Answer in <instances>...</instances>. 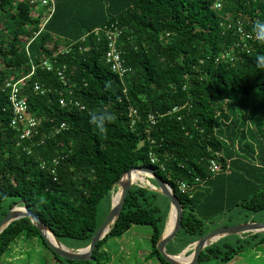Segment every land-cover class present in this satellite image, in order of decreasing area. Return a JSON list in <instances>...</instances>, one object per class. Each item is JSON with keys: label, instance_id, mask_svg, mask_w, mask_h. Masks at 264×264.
Segmentation results:
<instances>
[{"label": "trees", "instance_id": "trees-1", "mask_svg": "<svg viewBox=\"0 0 264 264\" xmlns=\"http://www.w3.org/2000/svg\"><path fill=\"white\" fill-rule=\"evenodd\" d=\"M53 1L41 26L44 11L35 12L29 0H0V220L23 201L64 247L84 248L102 222L100 208L104 217L109 212L115 182L134 167L153 169L181 205L180 229L165 246L169 255L190 256L211 230L231 226L242 213L264 212V67L257 63L264 41H248L242 49L235 30L241 22L254 32V23L264 21V0H227L218 10L215 0ZM103 26L122 30L118 45L131 69L123 81L105 63L104 37L91 35ZM43 61L51 71L40 66ZM57 68H64L66 85ZM9 80H22L21 95L39 120L24 151L8 126L1 89ZM35 82L43 95L33 92ZM60 97L84 109L61 108ZM129 107L139 115L133 127ZM149 115L156 116L154 124ZM61 123L68 129L50 136ZM57 157L54 182L40 163L50 167ZM210 160L221 166L219 173H209ZM180 182L193 189L182 193ZM168 212L159 192L132 185L90 261L57 256L22 218L0 233V262L17 240L37 239L55 264H111L105 243L132 226H148L146 259L168 264L156 250ZM221 219L228 222L215 226ZM248 221L245 216L239 223ZM262 244L264 233L226 236L206 246L196 264H226Z\"/></svg>", "mask_w": 264, "mask_h": 264}, {"label": "water", "instance_id": "water-1", "mask_svg": "<svg viewBox=\"0 0 264 264\" xmlns=\"http://www.w3.org/2000/svg\"><path fill=\"white\" fill-rule=\"evenodd\" d=\"M140 174L147 180V187L150 190L159 192L169 203V212L166 223V228L163 236L156 244V250L160 254L161 258L168 264H196L201 251L213 242H216L220 238L232 235L241 234H257L264 233V222H246L241 224H236L223 228H216L211 230L202 236L193 246L192 254L185 258L184 256H172L166 253L165 246L170 242L178 233L181 224L182 208L177 200L173 190L156 174L155 171L148 167H134L124 172L119 179L115 182L117 191H119L118 198L116 202L111 200V205L109 212L104 218L103 222L97 228L93 234L89 244L81 249L75 251L67 250L52 232L47 228V226L37 217L32 215L27 207L24 205L23 201L17 202L7 214L0 220V233L13 221L27 218L30 220L31 224L38 230L40 236L44 240L45 245L57 256L71 261H90L91 255L96 248L97 243L104 238L108 233L110 227L119 216L127 193L132 185H136V181H132V174ZM149 180L154 182V185L150 183ZM139 182H142L139 180ZM45 232L51 234L58 245L50 243L45 237ZM183 260V261H181Z\"/></svg>", "mask_w": 264, "mask_h": 264}, {"label": "built area", "instance_id": "built-area-1", "mask_svg": "<svg viewBox=\"0 0 264 264\" xmlns=\"http://www.w3.org/2000/svg\"><path fill=\"white\" fill-rule=\"evenodd\" d=\"M227 0H215L213 3V8L215 10H218L222 6V2ZM30 4L35 5V12H38L40 9L44 11L43 20L41 23V26H43L51 17L53 11H54V1L53 0H29ZM230 26V25H229ZM233 28V26L231 25ZM236 33L239 36V40L241 43V48L246 49V42L248 41H257L258 38L255 35V32H247L241 22H238L235 26ZM122 30L103 26L101 28L94 29L91 32V35L95 38H100L102 35L104 37V40L107 44V48L104 53V60L105 63L109 66L112 73L117 75L119 80L123 81V79L128 76L131 73L130 67L126 66L124 63V60L122 58V51L118 45L119 37L121 36ZM83 40V39H82ZM239 45V44H238ZM226 58L230 57V53H226L224 55ZM230 60H232V57H230ZM42 68H45L46 71H51L52 67L48 61H43L40 65ZM34 67L31 68V73L28 76H31L33 74ZM56 74L60 81L66 85V78L64 74V68H57ZM23 80V79H22ZM22 80L13 82V81H6L3 85V88L1 89L2 92L6 94L7 101L9 103V111H10V119L8 122L9 128L14 130L16 133H18V141H17V147H22L23 151L28 150V147H23V142H29L31 139L37 135L38 133V127H39V120L36 118L32 113H30L28 103L24 97L21 95V89H20V83ZM32 90L35 93H38L40 95H43L46 90L40 86L38 83H34L32 86ZM70 94V92H69ZM58 105L61 108H64L66 106H72L75 108H78L79 110H83L84 107L79 104V102L75 99H68L66 100L63 97H60L58 99ZM174 111L176 108L173 109ZM128 119L130 121V127H133L136 125V123L139 121V115L136 111V109L129 107L127 112ZM148 121L151 124H154L156 122V116L155 115H149ZM68 129L67 125L65 123H61L58 126H55L49 133L50 136H55L58 134H61L63 131H66ZM150 163L155 164L157 162L156 158L150 153ZM60 158H54L51 160L50 167H47V164L45 162L40 163V168L49 169V174L52 176V181H56V166L59 164ZM221 166L215 162L214 160L209 161L208 171L210 174L214 175L216 173H219L221 171ZM195 182L199 183V180L196 179ZM179 191L182 193L188 192L193 189V186H190L188 184H185L183 182H180L178 185Z\"/></svg>", "mask_w": 264, "mask_h": 264}, {"label": "rangeland", "instance_id": "rangeland-1", "mask_svg": "<svg viewBox=\"0 0 264 264\" xmlns=\"http://www.w3.org/2000/svg\"><path fill=\"white\" fill-rule=\"evenodd\" d=\"M136 184L147 186L145 182H139V180L136 181ZM245 216L252 222H264V212H261L258 214L242 213L236 219H231L229 223H231V226L234 223L241 224L239 222ZM105 217L100 208L97 214V222H103ZM227 222V220L221 219L215 226H221ZM150 233L151 229L148 226H132L120 238L109 239L105 243L104 249L109 252L111 264H157L154 260L146 259L150 250ZM64 244L72 246L69 242ZM29 254L31 255L30 259L27 258ZM178 256L182 257V255ZM184 257L188 258L189 256L184 255ZM51 258L37 239L17 240L0 264H55ZM226 264H264V244L246 249Z\"/></svg>", "mask_w": 264, "mask_h": 264}, {"label": "clouds", "instance_id": "clouds-1", "mask_svg": "<svg viewBox=\"0 0 264 264\" xmlns=\"http://www.w3.org/2000/svg\"><path fill=\"white\" fill-rule=\"evenodd\" d=\"M253 31L259 40L264 41V21L257 20L253 25ZM257 63L264 67V56L259 57Z\"/></svg>", "mask_w": 264, "mask_h": 264}, {"label": "bare ground", "instance_id": "bare-ground-1", "mask_svg": "<svg viewBox=\"0 0 264 264\" xmlns=\"http://www.w3.org/2000/svg\"><path fill=\"white\" fill-rule=\"evenodd\" d=\"M136 177H137V178H136ZM131 179H132V181L140 180V181H142V182L147 183V180H146L142 175L137 174V173L132 174V175H131ZM118 194H119V191H116V192H114V194L112 195L111 200H112L113 202H116V200H117V198H118ZM167 229H169V226H167L166 230H167ZM44 234H45V237L47 238V240H48L50 243H52V244H54V245H58V242H56V241L54 240V238L51 236L50 233L44 231ZM181 261H183V260H181Z\"/></svg>", "mask_w": 264, "mask_h": 264}]
</instances>
